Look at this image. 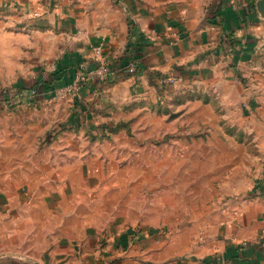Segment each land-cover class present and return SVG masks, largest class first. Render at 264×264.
<instances>
[{
	"label": "crops",
	"instance_id": "1",
	"mask_svg": "<svg viewBox=\"0 0 264 264\" xmlns=\"http://www.w3.org/2000/svg\"><path fill=\"white\" fill-rule=\"evenodd\" d=\"M11 39L39 63L0 102L30 105L0 130V264H264V170L198 213L196 163L151 179L165 147L127 127L220 115L264 157V0H0Z\"/></svg>",
	"mask_w": 264,
	"mask_h": 264
},
{
	"label": "rangeland",
	"instance_id": "2",
	"mask_svg": "<svg viewBox=\"0 0 264 264\" xmlns=\"http://www.w3.org/2000/svg\"><path fill=\"white\" fill-rule=\"evenodd\" d=\"M17 45L22 47L20 56L19 52L17 55L14 48ZM33 52V49L24 42L17 43L14 39L5 43L0 41V95L7 94L5 97H11L9 100L15 101L17 95L21 94L16 91L18 89H14L18 87L17 82L23 76H28L32 66L39 63ZM48 62L42 64L45 65ZM68 92L59 91L55 95L57 98H61L65 97ZM29 107V104L21 105L18 109L7 106V104L0 105V130L13 129L19 119L17 115L26 116L29 113ZM166 109L168 114L173 117V113L169 112L168 108ZM213 109L215 110L214 113H218L216 108ZM183 111L181 108V113ZM166 122L170 123V121ZM130 125L140 136L137 140L140 139L142 144L165 147L167 152L164 154L166 158L165 169L158 170V166H156L147 171L151 179L165 178L170 182L178 178L175 176L180 172L181 166L183 168L182 175L185 170L189 174V171L194 170L193 163H196L197 180L204 184L197 187L199 197H202L197 203L196 210L198 213L205 211L208 206L216 205L221 194L225 193L227 189L231 192L230 187H234L233 185L239 180L246 179L252 182L255 180V176L257 180L264 170V166L259 165L264 163V157H258V147L254 139L244 136L239 126L224 121L220 115L210 114L204 120L199 117L196 127H193L188 121L180 124L176 118L171 129L158 128L157 134L148 136L143 134L144 130L147 129L144 123L128 121L127 127L129 128ZM164 155L160 154V156ZM123 161L127 160L123 158ZM190 161H193L192 164ZM122 170L124 173L125 169ZM167 187L173 188V186ZM249 191L244 190L242 194L246 196Z\"/></svg>",
	"mask_w": 264,
	"mask_h": 264
},
{
	"label": "built area",
	"instance_id": "3",
	"mask_svg": "<svg viewBox=\"0 0 264 264\" xmlns=\"http://www.w3.org/2000/svg\"><path fill=\"white\" fill-rule=\"evenodd\" d=\"M96 52L99 53L100 52L99 49H97ZM110 73H111V67H110V65L107 64V63H102V65L96 71V74L95 75L96 76L98 75V77L103 78V77H105L106 75H108ZM162 81L165 82V83H167V82H174L175 81V78L174 77H164L162 79ZM72 89L73 88H71L70 85H69V86H65V87L59 88L57 92H59V91H62V92L71 91ZM35 92H36L35 91V88H32L31 87L30 89H28V94L30 96H33L35 94ZM17 97H20V95H17ZM9 98H11V97H5V96L0 95V102L2 104H4V102H8L5 99H9Z\"/></svg>",
	"mask_w": 264,
	"mask_h": 264
}]
</instances>
